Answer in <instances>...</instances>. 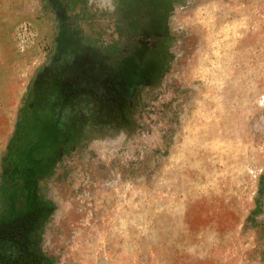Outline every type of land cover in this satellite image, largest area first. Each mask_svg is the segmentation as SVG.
I'll return each mask as SVG.
<instances>
[{
  "label": "rangeland",
  "instance_id": "obj_1",
  "mask_svg": "<svg viewBox=\"0 0 264 264\" xmlns=\"http://www.w3.org/2000/svg\"><path fill=\"white\" fill-rule=\"evenodd\" d=\"M129 1L0 0V235L22 264H264V0Z\"/></svg>",
  "mask_w": 264,
  "mask_h": 264
},
{
  "label": "trees",
  "instance_id": "obj_2",
  "mask_svg": "<svg viewBox=\"0 0 264 264\" xmlns=\"http://www.w3.org/2000/svg\"><path fill=\"white\" fill-rule=\"evenodd\" d=\"M141 0L129 1L128 3H137ZM126 2V1H124ZM71 7L68 11H72L77 5L84 3V0H70ZM80 3V4H79ZM123 3V2H122ZM120 4L125 6L127 3ZM84 7H82L83 9ZM84 10V9H83ZM60 17V15H59ZM75 19H80L78 15H73ZM114 32L117 33L118 38L113 40L110 44L94 42L87 37H85V42L88 46L104 49L112 54H117L121 50V46L124 45V35L121 34L120 28L118 26L113 27ZM113 32V31H112ZM20 124L17 123V129H19ZM13 142V140H12ZM11 142V143H12ZM38 200L43 201L40 195H38ZM10 201L8 198V184L6 174H2L0 177V221L4 216L7 215L9 211ZM255 213H258L256 211ZM9 227V228H8ZM2 234L0 235V264H22L25 258H28L29 252L25 250L23 246L22 230L18 224L14 223L11 225L3 226Z\"/></svg>",
  "mask_w": 264,
  "mask_h": 264
},
{
  "label": "crops",
  "instance_id": "obj_3",
  "mask_svg": "<svg viewBox=\"0 0 264 264\" xmlns=\"http://www.w3.org/2000/svg\"><path fill=\"white\" fill-rule=\"evenodd\" d=\"M222 16H224V15H223V13L220 12V17H222ZM222 19H223V17H222ZM218 33H220V36H221V31H219ZM132 203L136 206V209H138V213L143 212L144 215H146L147 199H146L145 194H144V196L140 197V199H138L137 201H132ZM138 207H140V209ZM137 221H139L140 224L143 223L139 219ZM142 225H143L142 228H145V223H143ZM175 225L176 224H175L174 220H166V221L158 220L156 222V227H157L158 231H156L154 235H151L149 237V240L146 238V234H145V236L139 237V243L142 242V244L143 243L146 244L147 241H151L154 238L156 240L155 244L159 245V247H156L154 249V251L157 253V255L160 256V259H165L166 257L173 259L175 253H178L177 247L179 244L178 243L179 242V236H178V234H177V236L174 235V232H170V235H167L168 233H166L162 230H164L165 228H169V229H171V231H173V228H175ZM146 228H147V226H146ZM160 229H162V230H160ZM135 249L136 248H132V249L130 248V252L136 254L137 252L135 251Z\"/></svg>",
  "mask_w": 264,
  "mask_h": 264
}]
</instances>
